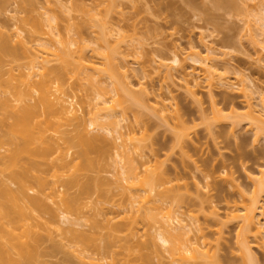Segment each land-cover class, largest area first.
<instances>
[{
	"label": "rangeland",
	"instance_id": "1",
	"mask_svg": "<svg viewBox=\"0 0 264 264\" xmlns=\"http://www.w3.org/2000/svg\"><path fill=\"white\" fill-rule=\"evenodd\" d=\"M226 1L218 6L215 3L217 0H115V7L109 9L107 0H9L6 12L0 14V25H12L15 19L24 15V7H33L38 12L46 13L48 17L57 18V34L69 33L77 38L78 34L83 33L82 37L89 42L91 31L79 29V20L73 19L77 12L69 11L85 5L93 9L92 13L105 16L102 17L113 30L106 37L109 48L117 47L115 42L119 38L132 40H125L128 43L120 45L122 52L127 54V81L130 82V95L124 94L125 99H128L126 104L129 109L120 123L123 128L120 127L125 133L134 130L138 139L146 135L139 151L143 157L136 153H133V157L138 162H149L146 169L158 167L171 181L166 187H180L167 203L179 209L185 223L196 221L200 225L202 233L198 235H203L211 246V253L215 254L217 263L249 264L241 255L237 241L239 220L231 219L240 212L229 210L227 204L232 205L234 201L240 204L242 200H247L259 182L264 181V139L260 137L255 141L254 132L247 127L246 121L232 128L228 120L217 123L214 117L217 112L227 114L231 109L239 113V117L246 114V100L251 99L256 103L253 87H248L249 84L252 86L251 82L264 90V0ZM4 3L5 0H0V4ZM96 4L98 6L93 8ZM11 16H14L13 21L10 20ZM69 17L72 20L67 22ZM78 18L81 19L80 16ZM70 23L72 29L68 32L66 28ZM93 47L96 45L91 44V48ZM205 47L216 51L215 54L220 59L218 71L232 87L214 85L212 95H209L207 84L198 80L199 86L192 88L195 91L192 93L183 86V80L177 76L179 74L174 76L176 70L172 73V79H164L161 72L155 71L160 64L173 66L171 59L175 51L174 53L180 54V58L186 59L184 68L193 76V73L199 71V66L187 54L190 48H195L204 55ZM259 58L262 61L258 62ZM105 83L102 86L106 87ZM242 85L245 94L241 91ZM68 90L79 114L86 115L90 109L88 103L98 101L96 89H79L74 84ZM157 94L174 98L169 97V100L172 99L179 119H163L156 115L153 107ZM130 96L140 102L134 103ZM255 110L257 114H262L261 119L264 120L261 109L256 107ZM135 116L140 117V123H134ZM91 133L102 135L100 131ZM181 134L185 137L178 142L176 137ZM105 138V143L111 145L113 135L105 134ZM109 152L113 157L116 150L110 148ZM110 156L106 160L111 161ZM95 166L78 171L71 168V173L76 174L79 184L68 193H81V199L67 217L78 226L62 219L61 210L54 201L46 202L48 208L59 215L50 224L52 234L60 242L70 246L67 250L81 249L83 246L70 243L72 236L69 233L57 236L53 230L58 224L65 231L84 232L96 239V244L101 246L113 245L112 255L85 251L80 257L82 263L75 259L74 264H92L94 259H99L101 262H98L102 264H171L167 253L160 247L161 243L149 240L147 234H153L154 231L147 226L146 221L138 220L135 227L130 226L135 215L128 212L127 196L122 194L117 183L114 167L99 171ZM37 170L51 179L49 164H43ZM5 175L7 172L0 173V181H6ZM97 178V185L100 187H96L94 183ZM86 184H90V188L83 193L80 186ZM10 186L16 188L14 184ZM61 189L65 190V187ZM29 194L38 195V192L29 191ZM27 212L35 216L31 221L33 224L49 220L48 215L38 217L30 210ZM107 218H113L111 222L115 225L128 226L112 231L106 227ZM97 222L102 226L98 230L95 229ZM250 242L257 264H264V236L250 239ZM31 243L35 244L33 241ZM48 245L49 243H44L40 246L39 251L43 255L39 260L45 264L61 263V252L54 253L53 256L44 254L50 253ZM13 258L19 260L16 254H13Z\"/></svg>",
	"mask_w": 264,
	"mask_h": 264
},
{
	"label": "bare ground",
	"instance_id": "2",
	"mask_svg": "<svg viewBox=\"0 0 264 264\" xmlns=\"http://www.w3.org/2000/svg\"><path fill=\"white\" fill-rule=\"evenodd\" d=\"M8 1L0 4V14L6 12ZM107 1L109 9L115 7V0ZM225 1L217 0L215 3L219 6ZM96 6L98 4L93 8ZM92 10L85 5L69 10L76 11L80 16L81 19L77 15L72 17L79 20V29L91 31L89 42L82 37V32L77 38L69 33L57 34V18L48 17L46 13L38 12L33 7H24V15L14 21V16H11L12 25H0V173L7 172L6 181H0V264H45L39 260L43 255L39 249L44 243H49L47 248L50 249V253H44L45 255L53 256L58 252L62 254L61 263L54 264H74L75 259L82 263L80 257L85 251L103 252L107 255L114 253L113 245L101 246L96 244V239L84 232L65 231L58 224L53 230L57 236L69 233L72 236L70 243L83 246L69 251L67 248L70 246L56 239L50 228V224L59 215L55 210L49 209L46 202L54 201L61 210L62 219L69 220L67 215L81 199V193H68L79 184L76 174L71 173V168L78 171L92 168L93 165L99 171L114 167L117 183L122 194L127 196L128 212L135 215L130 226L135 227L138 220L146 221L147 226L154 231L153 234H147L149 240L161 243L160 247L167 253L171 264H220L217 263L215 254L211 253V246L203 235H198L202 233L200 225L196 221L185 223L179 209L167 203L180 187H166L171 181L158 167L146 169L149 162H138L133 157V153L143 157L139 151L146 135L138 139L134 130L133 133H125L120 127L129 109L126 104L128 99H125L124 94L130 95L127 54L122 52L120 45L127 44L125 40L130 39L119 38L115 42L117 47L109 48L106 37L113 30L108 27V22L103 18L105 16L92 13ZM69 11L66 10L67 13ZM69 18L67 22L72 20ZM262 22L264 24V18ZM69 25L72 24H68L69 28L66 25L68 32L72 29ZM91 44L96 47L91 48ZM212 50L214 49L205 47L206 52L201 55V51L190 48L187 57L199 66L197 73L192 72L193 76L184 68L186 59L180 58V54L174 53L175 51L171 59L173 66L160 64L155 71L161 72L164 79H170L176 70L179 73L175 72L174 76L179 74L177 76L183 80V86L192 93L195 92L192 88L199 86L198 80H202L207 84L209 95H212L214 85L232 87L218 71L220 59L215 54L216 51ZM257 61L262 60L259 58ZM104 83L106 87L102 86ZM74 84L79 89H96L98 101L88 103L90 109L86 115L79 114L68 90ZM251 84L248 87H253L256 103L251 99L246 100V114L239 117V113L231 109L227 114L217 112L214 119L217 123L228 120L232 128L246 121L247 127L254 132L255 141H258L260 137L264 139V120L255 108L259 107L264 116V90L255 83ZM241 89L245 94L244 87ZM131 96V101L140 102ZM169 97L166 94L156 95L153 107L156 115L163 119H179L177 109ZM140 121L139 116L134 117L135 124ZM92 131H100L102 135H91ZM105 134L113 135V139L109 141L111 145L105 143ZM183 136L181 134L176 137L178 142L181 138L184 139ZM110 148L116 150L113 157L110 156ZM109 156L111 161L106 160ZM43 164L50 165L51 179L38 172L37 167ZM63 177L69 179L63 180ZM98 181V178L94 179L96 187H100L97 185ZM10 184H14L16 188H11ZM89 185L80 186L81 191H88ZM29 191H37L38 195H30ZM227 206L229 210L240 212L231 219L239 220L237 241L241 255L249 264H257L250 239L264 236V181L254 188L250 198L242 200L240 204L234 201ZM28 210L38 217L48 215V222L33 224L31 221L35 216L29 214ZM112 220L113 218L106 219V227L112 231L128 226L115 225ZM97 223L96 230L102 228ZM70 224L77 225L72 222ZM13 254L19 260H15ZM93 261L92 264H102L99 259Z\"/></svg>",
	"mask_w": 264,
	"mask_h": 264
}]
</instances>
